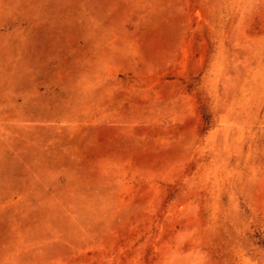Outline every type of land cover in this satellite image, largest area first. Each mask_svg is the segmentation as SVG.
Segmentation results:
<instances>
[{
  "label": "rangeland",
  "instance_id": "374dc122",
  "mask_svg": "<svg viewBox=\"0 0 264 264\" xmlns=\"http://www.w3.org/2000/svg\"><path fill=\"white\" fill-rule=\"evenodd\" d=\"M0 264H264V0H0Z\"/></svg>",
  "mask_w": 264,
  "mask_h": 264
}]
</instances>
